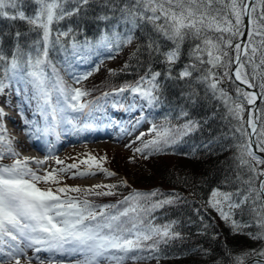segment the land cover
I'll use <instances>...</instances> for the list:
<instances>
[{"label": "snow or ice", "instance_id": "obj_1", "mask_svg": "<svg viewBox=\"0 0 264 264\" xmlns=\"http://www.w3.org/2000/svg\"><path fill=\"white\" fill-rule=\"evenodd\" d=\"M90 3L91 0H0V19L24 21L30 32L37 33V39L32 41L27 52L19 43L21 36L25 35L20 31L15 33L17 44L11 58L0 51V93H3L12 81H24L29 85L34 98L39 102L41 114L46 118L51 117L45 131L63 123L75 126V121L65 116L67 108L76 112H91L94 104L96 109L99 108L95 101H81V97L87 96L88 93L79 87L66 86L48 59L50 49L56 45L67 51L61 38L68 37L73 32L72 28L57 31L53 39L54 25L78 15ZM120 3L121 0H103L104 6L113 10H116ZM69 4L72 5L71 8L68 7ZM29 5L35 6L32 14L24 10ZM257 5H260L259 14ZM119 12V22L127 27L125 33L122 34L113 27L111 33L103 31L95 43L87 39L78 42L73 38L70 45L73 54L87 55L98 48L118 50L122 45L132 42L135 30L142 24H151L158 37L171 42V47L163 50L159 40L150 39L147 45L149 55L155 53L162 57L160 62L165 65V70L152 71L150 67L135 83L114 88L112 93H103V97L127 91L138 95L147 106L157 107L162 103L160 77L163 76L165 80H183L192 77L193 72L200 71L201 75L197 79L206 84L214 96L219 93L228 113L241 121L236 130L242 136L249 135L243 127L245 121L242 116V101L246 100L248 105H253L258 96H264V0H123ZM97 19L108 21L111 17L100 15ZM245 35L246 40L243 39ZM186 41L194 44L189 51L190 61L174 77L173 65L179 61L182 46ZM108 58L113 57L109 55ZM248 65L253 67L251 75L244 71ZM127 66L125 64V68ZM233 66L235 79L248 87H255L252 81L259 79L260 92H249L238 87L237 100L241 102L233 101L219 86L221 79L231 75L229 70ZM48 67L52 68V75L46 71ZM219 69L225 70L222 77ZM109 72L115 75L114 70L110 69ZM88 75H91V72L77 77V83ZM6 80L9 83L6 84ZM55 94L63 97V105L59 100L53 102ZM3 115V110L0 109V116ZM180 116L187 117L188 113L182 109ZM141 119H137L136 125ZM246 123L252 125L253 121L248 120ZM85 127L91 128L92 125ZM198 128L199 123L192 119H186L178 126L153 125L149 131L155 132L154 138L142 142V147L135 148L134 152H147L148 155L162 152L165 148L177 145L183 137ZM143 135L144 133H141V136ZM140 138L137 137L138 140ZM239 147L242 150L240 164L246 165L250 173L249 179L245 181L249 185V195L236 203L232 200L233 193L213 190V197H222V200L210 199L208 204L226 223L231 221L233 232H239L247 225L232 219L230 212L224 211L223 204L227 202L229 209L238 208L247 203L251 194L255 193L253 204L259 201V207H253L252 211L262 231L248 235L252 239H264V179H260L264 177V170H258L249 160L243 159V156L246 154L251 157L256 164H264V159L248 151L250 145L247 143ZM260 150L264 152V146ZM194 153L195 149L192 154ZM5 156L17 158L10 164H0V264H7L11 260H14L15 264H21L20 257L26 254L27 249H32L34 254L41 251L49 253L47 264H54L53 257L57 254L61 258L55 261V264H64V256L81 257L72 261V264H103L104 261L109 264H124L128 259L136 261L144 258L138 255L144 251L149 252L148 258H153L151 253L158 252L162 243L166 245L181 238V234L173 227L176 221L157 225L151 215L158 208L176 203L181 199L179 195L153 200L158 194L156 190L151 193L133 190L115 204H97L91 197L115 195L113 189L117 185L94 184L87 188L63 185L55 189L38 186L41 182L59 184L62 174L70 169H77L72 173L73 177L96 175L97 172L113 176L115 173L101 164L105 157L89 156L88 159L80 161L88 166L83 170L73 163L66 167L45 169L44 174L40 175L38 169L29 166L30 160L34 158H18L19 153L13 148L12 140L0 134V160ZM144 158L147 159V155ZM46 159L48 158L45 157ZM35 163L40 166L44 161L35 160ZM56 163L59 165L62 161L57 160ZM257 181L258 187H253ZM120 183L126 185L127 181ZM69 193L81 195L71 196ZM249 256L264 258V249L238 255L234 257V262L244 264ZM27 259L28 264H31L33 258ZM40 264H45V261L41 260ZM253 264H264V259L255 260Z\"/></svg>", "mask_w": 264, "mask_h": 264}, {"label": "trees", "instance_id": "obj_2", "mask_svg": "<svg viewBox=\"0 0 264 264\" xmlns=\"http://www.w3.org/2000/svg\"><path fill=\"white\" fill-rule=\"evenodd\" d=\"M122 4L123 0L117 5L116 10H113L104 6L103 0H91L90 5L86 9H82L78 15L68 17L55 24L53 39H55L57 31H67L72 28L73 32L68 37L61 38L67 51L61 50L59 45L50 49L48 59L51 64L62 71L64 65L60 60L67 61L70 57L76 56L70 47L73 38L78 42H83L85 39L93 42L103 31H111L113 27L118 31L126 32L127 27L119 22V7ZM34 7L29 5L24 10L33 12ZM68 7L71 8L72 5L69 4ZM259 12L260 5H257V14ZM100 15H108L111 19L108 21L98 20L97 17ZM17 31L25 34L19 40L25 52L30 50L29 46L32 41L37 39V33L30 32L24 21L0 19V51H3L9 58L17 44L15 38ZM134 39L136 41L135 48L114 70L115 75L103 72L93 76L83 85L84 91L88 93L85 96L88 100L95 101L96 98L102 96L104 91L112 87L135 83L149 71L150 67L152 71L165 70V65L160 62L162 57L155 53L150 56L147 45L150 39L159 40L163 50H167L168 47H171V42H166L162 37H158L151 24H142L136 29ZM256 39L258 40L259 37ZM192 47L194 44L191 41H186L182 46L181 57L173 65L172 75L174 77L178 75L185 64L189 63V51ZM256 60L258 63L259 56L256 57ZM125 64L128 65L127 68H125ZM218 71L222 77L225 70L219 69ZM244 71L251 75L252 65H248ZM200 75V71H195L192 77L183 80H165L163 76L159 78L162 85V103L156 107L158 111H154V113L158 117L167 118L161 125L178 126L183 124L186 119H192L199 123V128L195 132L183 137L180 143L175 145L178 150L177 156L166 152L165 148L164 151L151 155H148L147 152L144 154L132 152L121 159V162L110 158L109 162L115 172L129 174L134 180L133 182L127 181L126 185L121 184V180L112 183L117 185L113 189L115 195L91 197L97 204H115L133 190L141 193H151L156 190L158 194L152 198L153 200L165 199L172 195L181 197L176 203L158 208L151 214L154 217L153 222L157 225L176 221L177 223L173 227L181 234V238L166 245L162 243L158 252L151 253L152 257L158 258L154 264H235L234 257L264 249V239H252L248 235V233L254 235L262 231L257 225L255 213L252 211L253 207H259V201L255 205L253 204V200L256 199L255 193L251 194L247 203L233 208L230 212L232 219L242 225H247L239 232H233L230 226L231 221L224 224L219 215L213 211V207L208 204L210 199L213 200V190L233 193V202L239 203L244 196L249 195V185L245 181L249 179L250 173L246 165L240 164L239 159L242 151L239 145L248 144L247 136H242L236 130L240 127L241 121L228 113V108L219 93L214 96L206 84L197 79ZM252 82L259 85L260 80ZM219 86L228 93L233 101L241 102L237 100L238 86L232 82L230 77L221 79ZM242 103L245 111L246 100ZM182 109L188 113L187 117L180 116ZM242 116L244 121V112ZM259 118L257 145L261 149L264 146L262 144L264 141V96L261 97L259 104ZM193 149H195L194 154H192ZM145 155H147V159L144 158ZM130 157L133 159L130 160ZM243 159L249 160L258 170H262V164H256L246 154ZM127 166H132L135 170L130 172ZM257 182L253 187H257ZM69 195L78 196L81 194L69 193ZM138 255L144 257L142 260L150 259L148 251L140 252Z\"/></svg>", "mask_w": 264, "mask_h": 264}, {"label": "rangeland", "instance_id": "obj_3", "mask_svg": "<svg viewBox=\"0 0 264 264\" xmlns=\"http://www.w3.org/2000/svg\"><path fill=\"white\" fill-rule=\"evenodd\" d=\"M120 33L123 34V32H120ZM135 45H136L135 41L132 40L131 43L122 45L118 50L115 48H113L111 50H109L107 48L96 49L97 53H101V54L98 55L97 58L90 64L88 70L84 69L83 70L84 72L81 73L79 76L85 75L88 72H91V73L96 72L97 71L96 69H100L101 71H103V69L104 70L106 69V71H108L110 69L115 70L123 62H121L119 64H116V63L120 62L123 59V56L128 54L129 51H132V49ZM109 55H111L113 58L109 59L108 58ZM73 76L75 78L74 82L77 83L76 72L73 74ZM87 77H90V75H88ZM82 80H85V79H81L79 82L81 83ZM7 83H9V82H7ZM77 87H81V86L78 85V86H75L74 88H77ZM30 88L31 87L29 85H26V83L24 81H19V82L12 81L10 83V86L6 87L3 91V93H0V107L7 110L8 114H10L13 118H16L18 125H21V126L23 125L21 129H19L17 132H15L16 135H18L19 137H22L23 141H26V137H25L26 130H28L29 133L32 132V127H30L29 120L23 114L24 112L22 110V106H23L22 100L24 98L29 101L30 105H32L31 98L24 95V94H26L27 90ZM56 97H57V100H59L61 103L60 96H56ZM122 98H123L122 96L115 98V99H113L112 103L116 104V106L123 105V109L127 110L129 115L131 116L130 119H134L138 112L134 111V108L130 105L129 102L122 104V102H123ZM20 99H22V100H20ZM33 110L37 111V108L35 107ZM38 110H39V107H38ZM98 111H100V113H98ZM79 113L81 114V117L76 116L77 117L76 118L73 115L72 119L73 120L76 119L75 125H77V123L79 122V118L83 117L84 111H82V112L74 111V114L79 115ZM106 113L113 115V109L110 106V103L104 101V103H100L98 109H94V111H92L90 113L91 114L90 118L92 119L94 124H97V122H98L101 125H104V123L107 122L105 124L109 127L110 130H112L113 133L115 130H116V132H120V129H118L117 127L120 125H123L127 122L126 117H124L122 111H120V107H118V113H116V114L114 113L115 117H112L108 120H107V118H105L107 116ZM113 119H115V120L112 121ZM4 121L6 122V118H4ZM148 123H151V122H149L147 120L144 123V125L142 126L144 131H147L146 136H147V134H149L151 132V131H149L151 128L148 125ZM129 125L131 127V124H129ZM74 127L75 126H72V128H74ZM132 128L134 129V126ZM98 129L101 130L102 128L98 127ZM115 135H118V134H115ZM131 135H132V133H129V136L127 138L130 141H132V139L135 138L134 135L133 136H131ZM127 139L124 142V141H122V139H116L112 135L109 137V139L102 137L101 139H97L93 142H88V143L80 142L78 144L65 146L62 148V150H60L57 153L60 156H62L61 158H63L64 163L66 162L67 165H71V164L75 163L77 165V168L80 167L79 169H83V168L87 167L86 164H81L80 161L88 158L89 156L101 155V157H102L104 155L106 157V159H104V162L101 164L104 168L109 169L106 165L107 160H110V158H113L115 160L117 159L118 162H121V159H123L126 155H129L132 152L129 147H131L133 144L135 145L137 143L136 142L137 140L135 141L136 143L132 142L131 144H129ZM85 144H87L89 147L88 148L85 147ZM14 147L17 149L15 144H14ZM49 157L50 156H48V158ZM97 158H99V156H97ZM56 161L57 160H53L54 163L49 162V164L47 165V169L53 168L52 166H54L56 168L63 167L64 163L58 165L56 163ZM89 162L92 163L91 161H89ZM67 165H65V167ZM109 165L108 166L111 167V162H109ZM29 166L33 167V169L35 167L34 165H32V162H29ZM41 167L46 168V166L44 164L41 165ZM127 169L130 172L135 170V168L132 166H127ZM76 170L77 169L67 170L64 174H62V179L65 180V179L70 177L71 178V181H69L70 183L79 184L83 188L90 187L91 185H94V184H110V183L115 182V180H121L122 181L123 177L126 180H128L129 182H133V180H134L133 177H131L129 174L125 175V174L115 173V172H114L115 175H113V176H106L103 172H97L96 175H90L88 177H83V178H78V176L73 177L72 173L75 172ZM38 186L43 188L44 187L43 182L39 183ZM217 199L222 200V197H213V200H217ZM223 207H224V211L229 212L227 202H225L223 204ZM213 211L219 215V213L214 208H213ZM219 217H220V215H219ZM222 222L224 224H226V222L223 219H222ZM27 251H29L30 254L32 255V252H31L32 249H30V250L27 249ZM73 258H81V257L75 256ZM59 259L60 258H57V260H59ZM63 259H64V257H63ZM10 262H11L10 264H15L14 260H11ZM138 263L139 264H150L153 262H147V263L138 262ZM21 264H28V260H21ZM31 264H40V263H33L31 261ZM64 264H72V262H70L69 260H64ZM129 264H136V263L129 262Z\"/></svg>", "mask_w": 264, "mask_h": 264}, {"label": "water", "instance_id": "obj_4", "mask_svg": "<svg viewBox=\"0 0 264 264\" xmlns=\"http://www.w3.org/2000/svg\"><path fill=\"white\" fill-rule=\"evenodd\" d=\"M246 35L243 39L246 40ZM231 72V78L234 81L235 84H237L241 89L245 90V91H249V92H256L259 93L260 90H258L256 87L250 88L248 87V85L243 84L241 81H238L235 79V66H233V68L230 70ZM260 97L258 96L255 100L253 105H248L247 104V113H246V117H245V126L247 129V133H249L248 135V139H249V145H250V150L251 152L255 153L256 156H258L261 159H264V152H261L257 149L256 146V133H257V128H258V104L260 101ZM252 108V116H250V109ZM248 120H252L253 124L250 125L248 123H246ZM260 179H264V177H260ZM258 259H264L261 257H256L253 256L252 258H249L246 262H244V264H251L253 263L255 260Z\"/></svg>", "mask_w": 264, "mask_h": 264}, {"label": "bare ground", "instance_id": "obj_5", "mask_svg": "<svg viewBox=\"0 0 264 264\" xmlns=\"http://www.w3.org/2000/svg\"><path fill=\"white\" fill-rule=\"evenodd\" d=\"M9 118L12 122H16L14 118H12V117H9ZM20 128H21L20 126H17V129H20ZM17 141L21 143V146L24 147L26 149V151L31 150V148H28V145L25 142H22L20 139H17Z\"/></svg>", "mask_w": 264, "mask_h": 264}]
</instances>
